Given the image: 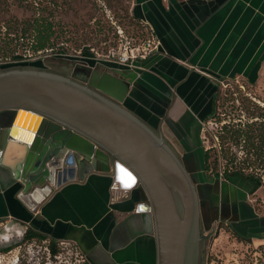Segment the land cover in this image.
<instances>
[{
  "label": "crops",
  "instance_id": "crops-1",
  "mask_svg": "<svg viewBox=\"0 0 264 264\" xmlns=\"http://www.w3.org/2000/svg\"><path fill=\"white\" fill-rule=\"evenodd\" d=\"M132 12L160 50L138 71L122 107L179 157L206 217L223 218L244 240L264 241V199L259 204L257 196L264 188L254 191L244 179L217 185L206 176L194 179L195 153L205 152L204 119L220 86L257 83L264 73V0H132ZM24 191L0 168V222L73 242L92 264H157L153 215L141 186L121 191L114 174L93 172L51 192Z\"/></svg>",
  "mask_w": 264,
  "mask_h": 264
},
{
  "label": "water",
  "instance_id": "water-1",
  "mask_svg": "<svg viewBox=\"0 0 264 264\" xmlns=\"http://www.w3.org/2000/svg\"><path fill=\"white\" fill-rule=\"evenodd\" d=\"M86 69L90 88L45 71L0 73V168L29 195L93 172L114 174L121 191L141 186L157 264H197V186L165 139L122 107L139 74L103 64Z\"/></svg>",
  "mask_w": 264,
  "mask_h": 264
},
{
  "label": "rangeland",
  "instance_id": "rangeland-1",
  "mask_svg": "<svg viewBox=\"0 0 264 264\" xmlns=\"http://www.w3.org/2000/svg\"><path fill=\"white\" fill-rule=\"evenodd\" d=\"M37 7L38 9L48 7L47 0H42L36 7H12L10 10H1L0 43L4 42L7 30L11 32V38L15 37L13 33L16 29L20 35L22 27L31 21L37 12L42 13V10H36ZM48 8L55 15L57 31L54 38L55 50L33 56L27 61L12 62L11 56L19 38L16 37L13 45L9 46V52L5 44H0V63L6 62L3 52H8L6 57L10 62L0 66V73L21 69L62 73L64 71L61 67L62 62L85 64L83 62L86 61L83 58L85 49H89L92 56L98 60H87L89 66L103 64L113 67L101 61L108 60V56L114 48H117L120 29L125 38L136 46L145 37L141 24L133 18L132 0H56L55 7L51 4ZM146 37H149V34ZM16 48V53L23 54V46L18 45ZM61 48L62 51H60ZM92 61L96 64H92ZM223 88L226 89L225 86ZM225 92L226 96L220 102V116L205 122L202 129L203 147L205 149L215 147L218 153H220V140L217 136L221 132L222 125L233 119L238 122L239 119L236 118L239 116H243L241 119L246 121V115L240 112L242 106H252L246 99H253L263 105L264 73L255 86L246 85V80H236ZM233 149L236 151V148L233 147ZM212 155L214 160L215 152ZM239 155L242 156L240 153ZM195 156L196 167L193 171L196 173L194 179L197 180L206 176L205 152L198 148ZM222 164L221 161V169ZM219 179L215 178L216 182L213 183L215 185L221 183ZM240 181L239 178L232 179V182ZM249 184L253 185V183H245L246 186ZM257 196L260 199L258 203L261 204L262 198L264 199V190H261ZM262 206H264L263 203ZM221 226V233L213 232L207 241L205 264H264V241L257 240L254 243L244 240L236 234L233 235L227 223H222ZM26 231L27 228L24 226L7 221L0 222V264H86V256L77 244L58 241L60 253L58 256H52L49 248L50 238L29 242L25 238ZM216 238L218 240L212 241L214 246L211 250V240Z\"/></svg>",
  "mask_w": 264,
  "mask_h": 264
},
{
  "label": "trees",
  "instance_id": "trees-1",
  "mask_svg": "<svg viewBox=\"0 0 264 264\" xmlns=\"http://www.w3.org/2000/svg\"><path fill=\"white\" fill-rule=\"evenodd\" d=\"M42 1V0H41ZM40 0H0V11L10 10L12 7L18 8H30L36 7L41 2ZM53 4L55 7L56 0H47V5ZM45 7L41 12H37L31 21H28L21 29L20 35L17 29L14 31L13 38L10 37L11 32L6 31V38L3 39L7 51L9 52V46L13 45L14 38L17 39L15 43V49L12 53V62H22L27 61L28 58L37 56L39 54H44L49 51H54V38L57 34L56 23L54 21L55 15L48 8ZM50 10V11H49ZM36 12V11H35ZM137 23L141 24L144 36L152 34V31L148 25L143 23L137 17H133ZM121 30V29H120ZM27 40L29 42L27 43ZM0 43V44H2ZM18 45L23 46V54L16 53V47ZM115 49V48H114ZM62 51V48L60 49ZM3 52V58L6 62L0 63V66L10 63L8 60L7 53ZM32 52V53H31ZM28 53V54H27ZM85 57L93 58L92 53L89 49L83 51ZM92 64L96 62L92 61ZM225 88L220 86L218 90L215 101L214 110L212 114L204 119V122H208L210 119H216L219 115L220 102L226 96L227 88L236 80H225ZM246 85L255 86V83H250L246 81ZM228 98V96H227ZM237 102V99L234 98ZM249 100L248 103L252 106H242L239 107L240 112H243L247 119L244 122L239 116L238 122L233 119L228 123H224L221 127V132H219L217 138L220 140V150L216 151L215 147L205 149V167L204 172L209 181L215 180V178H220L219 181L228 182L232 179L239 178L251 182L255 185L254 191L259 188H264V102L260 105L257 101L253 99ZM227 145V147H226ZM236 148V151H234ZM215 152V159L212 160V153ZM242 154V156L239 155ZM218 154V155H217ZM222 161V169H221ZM225 162V163H224ZM25 238L29 242L34 240H47L49 237L28 228L25 233ZM51 242L49 244L50 253L52 256H58L60 249L58 247V241L50 238ZM86 264H92L89 259L86 258Z\"/></svg>",
  "mask_w": 264,
  "mask_h": 264
},
{
  "label": "built area",
  "instance_id": "built-area-1",
  "mask_svg": "<svg viewBox=\"0 0 264 264\" xmlns=\"http://www.w3.org/2000/svg\"><path fill=\"white\" fill-rule=\"evenodd\" d=\"M152 31V30H151ZM119 44L114 51L108 56L105 62L113 67H122L130 71L137 72L144 69V63L151 56L158 53L160 50V43L154 36L153 32L149 37L143 38L139 45H134L125 38L123 31L119 30ZM84 63H89L87 60H96L95 57H83Z\"/></svg>",
  "mask_w": 264,
  "mask_h": 264
},
{
  "label": "flooded vegetation",
  "instance_id": "flooded-vegetation-1",
  "mask_svg": "<svg viewBox=\"0 0 264 264\" xmlns=\"http://www.w3.org/2000/svg\"><path fill=\"white\" fill-rule=\"evenodd\" d=\"M88 66H89V64H87V63H85V64L76 63L75 64V63L62 62L61 67L64 70V71H62V73H53L51 71H48V72L55 74V75H59L62 77L69 78L72 81H75V82H77L83 86L90 88L91 76L93 75V72L89 73L90 76L87 75L86 67H88ZM99 70H101V69H99ZM45 72H47V71H45ZM101 72H102V70H101ZM101 95H103V94H101ZM103 96H105V95H103ZM106 98H108V97H106ZM110 100L112 102H115L112 99H110ZM200 217H201L200 218V237H199L200 241H199L197 264H205L206 263L205 262V256H206L205 249L207 247V241L209 240V237L212 235L213 232L221 233V230H222L221 225H222V223H226V222L221 217H219V218L206 217V215L204 214L203 211H201ZM228 226H230V225L228 224ZM231 233L233 235L236 234V232L232 228H231ZM217 240L218 239L216 238V239L211 240V242L212 241L216 242ZM213 246H214V243L212 242L211 250L213 249ZM261 247H263V246H261ZM209 260H210V258L208 256V261Z\"/></svg>",
  "mask_w": 264,
  "mask_h": 264
},
{
  "label": "bare ground",
  "instance_id": "bare-ground-1",
  "mask_svg": "<svg viewBox=\"0 0 264 264\" xmlns=\"http://www.w3.org/2000/svg\"><path fill=\"white\" fill-rule=\"evenodd\" d=\"M28 116L26 115V114H24V116L23 115H20V117L18 118V123H25L24 121H25V119L27 118ZM30 118H31V116H30ZM33 129H34V127L32 128V131H33Z\"/></svg>",
  "mask_w": 264,
  "mask_h": 264
}]
</instances>
